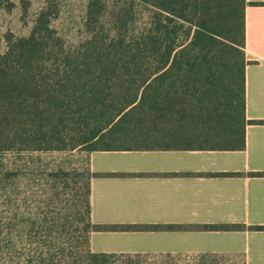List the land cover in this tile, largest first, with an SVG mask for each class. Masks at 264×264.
<instances>
[{"label": "trees", "instance_id": "obj_1", "mask_svg": "<svg viewBox=\"0 0 264 264\" xmlns=\"http://www.w3.org/2000/svg\"><path fill=\"white\" fill-rule=\"evenodd\" d=\"M141 1L150 20L131 32L90 0L73 48L47 10L4 51L0 36V149L246 147V0Z\"/></svg>", "mask_w": 264, "mask_h": 264}, {"label": "crops", "instance_id": "obj_2", "mask_svg": "<svg viewBox=\"0 0 264 264\" xmlns=\"http://www.w3.org/2000/svg\"><path fill=\"white\" fill-rule=\"evenodd\" d=\"M245 30L246 147L89 151L92 251L264 264V0Z\"/></svg>", "mask_w": 264, "mask_h": 264}, {"label": "rangeland", "instance_id": "obj_3", "mask_svg": "<svg viewBox=\"0 0 264 264\" xmlns=\"http://www.w3.org/2000/svg\"><path fill=\"white\" fill-rule=\"evenodd\" d=\"M89 1L11 0L1 5V50L9 36L29 35L43 10L50 12L51 24L65 45L75 47L88 35ZM106 2L107 26L127 23L133 32L148 25L151 5L141 0ZM148 140L140 143H164L162 138ZM88 153L82 147L0 149V264H225L213 258L148 253L113 254L105 262L92 261Z\"/></svg>", "mask_w": 264, "mask_h": 264}]
</instances>
